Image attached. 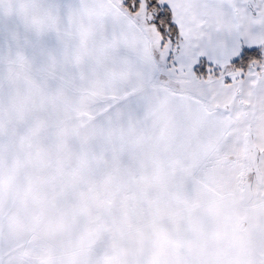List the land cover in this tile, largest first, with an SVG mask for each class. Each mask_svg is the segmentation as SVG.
<instances>
[{
  "label": "snow or ice",
  "instance_id": "6c2138e0",
  "mask_svg": "<svg viewBox=\"0 0 264 264\" xmlns=\"http://www.w3.org/2000/svg\"><path fill=\"white\" fill-rule=\"evenodd\" d=\"M0 264H264V0H0Z\"/></svg>",
  "mask_w": 264,
  "mask_h": 264
}]
</instances>
